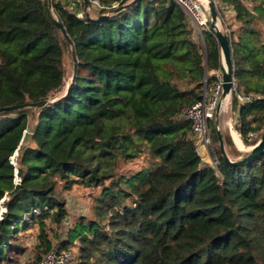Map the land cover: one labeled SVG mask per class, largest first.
<instances>
[{
    "label": "trees",
    "instance_id": "1",
    "mask_svg": "<svg viewBox=\"0 0 264 264\" xmlns=\"http://www.w3.org/2000/svg\"><path fill=\"white\" fill-rule=\"evenodd\" d=\"M92 2L89 20L79 1L80 17L60 0H0V108L49 102L0 114V264L30 250L33 227L32 264L63 250L67 264H264V153L227 164L213 117L217 164H202L186 117L222 65L209 24L198 35L171 0ZM215 5L235 83L218 125L236 161L248 152L224 123L256 133L248 146L264 132V0ZM75 187L90 207L67 222Z\"/></svg>",
    "mask_w": 264,
    "mask_h": 264
},
{
    "label": "built area",
    "instance_id": "2",
    "mask_svg": "<svg viewBox=\"0 0 264 264\" xmlns=\"http://www.w3.org/2000/svg\"><path fill=\"white\" fill-rule=\"evenodd\" d=\"M43 1V0H42ZM62 3L66 4L69 8L75 9L68 0H60ZM80 2V0H78ZM77 1V2H78ZM176 5L182 8L185 12L192 28L194 31L201 36L202 30L208 27V16H207V0H171ZM215 2V0H213ZM76 2V3H77ZM92 5L96 8L99 5L96 2H92ZM77 16L80 17V12H76ZM217 78V85L213 89L210 95L204 94L201 102L193 105L186 113V117L192 124L193 128V138L196 151L201 159L202 164H208L210 166H215L217 160L214 156L211 130L209 126V121L214 117L216 106L221 94V75L220 72L214 73ZM235 90V83L233 82V89ZM237 99L240 103H245L249 101L248 97L237 94ZM226 106V105H225ZM228 129L234 130L238 139L241 137L240 133L229 124ZM256 133H249L246 137V141L250 142L256 137ZM252 147V146H251ZM250 147V148H251ZM14 156L11 157V163H14ZM15 165V163H14ZM71 253L67 250L61 252L52 251L47 254L38 264H67L71 261Z\"/></svg>",
    "mask_w": 264,
    "mask_h": 264
},
{
    "label": "water",
    "instance_id": "3",
    "mask_svg": "<svg viewBox=\"0 0 264 264\" xmlns=\"http://www.w3.org/2000/svg\"><path fill=\"white\" fill-rule=\"evenodd\" d=\"M81 2V6L82 9L86 15V17L91 20L89 14H88V6H87V0H80ZM207 7H208V11H207V16H208V22H209V27L213 32L214 37L216 38L217 42H218V46L220 49V55H221V68H220V75H221V94L216 106V110H215V119H214V129H215V134H216V138H217V142L219 145V150L220 153L224 159V161L227 164L230 165H243L251 160H253L254 158L260 156L262 153H264V132H262V135L259 139V141L253 145L249 151L248 154L236 161H232L230 160V158L227 156L226 152H225V148H224V143H223V138H222V134L221 131L219 129V125H218V116L219 113L222 109V105L224 100H226V98H228L230 96V93L232 92L233 89V82H234V78H233V63H232V58H231V50H230V44H229V40L227 35L222 32L218 26V12L216 9V5L215 2L213 0H207ZM104 18V16H99L97 19H95L94 21L96 22H100L102 19ZM55 26L57 27V29L59 31L62 32V34L64 36H66L64 29L62 28L60 22H58L57 20H54ZM49 104V102L47 101H42V102H38V103H30V104H22V105H14V106H8V107H1L0 108V114L4 113V112H11V111H15V110H21V109H26V108H37V107H42ZM12 165L14 166L15 171L17 170L16 165H14V163H12Z\"/></svg>",
    "mask_w": 264,
    "mask_h": 264
},
{
    "label": "rangeland",
    "instance_id": "4",
    "mask_svg": "<svg viewBox=\"0 0 264 264\" xmlns=\"http://www.w3.org/2000/svg\"><path fill=\"white\" fill-rule=\"evenodd\" d=\"M73 6H75V4H77L76 2L78 0H68ZM94 10H98V8H96L95 6H92V8H88V12H90V14H94ZM75 12H79L78 8H75ZM226 16V19L228 20V15H225ZM218 26L220 28V30L222 31V28H221V19L219 18L218 16ZM208 28V27H207ZM228 98H226V100H224L223 102V105H222V108L225 107V105L228 103ZM237 120V119H235ZM234 120V122H235ZM231 120L228 119L225 123H224V127H225V130L226 132L229 134L233 144L236 146V148L239 150V151H242V152H248L250 147L252 145H247V141L244 140L242 137L239 138V140L241 141L242 143V146L243 148L240 149L237 144L235 143L234 141V136L237 137V135L235 134L234 130H229L228 129V125H227V122H230ZM232 122V121H231ZM233 122V123H234ZM90 191L87 190V189H83V188H78V187H75L74 189L71 190V192L69 194H67L65 196L66 200H67V208H68V211H69V215H68V218H67V222H70L71 219H75L77 218L78 216L80 215H84V214H87V211H88V208L90 207V199L88 198V193ZM36 233H37V227H33L32 229H30L29 231H27L25 233V245L28 249V251L24 252L18 262L16 264H32L34 262L33 260V252H32V247L36 244V239H35V236H36ZM64 236V235H63ZM52 237V243L55 245H57L58 241H59V233H53L51 235ZM57 249V248H55ZM73 254V253H72ZM73 256V255H72Z\"/></svg>",
    "mask_w": 264,
    "mask_h": 264
},
{
    "label": "bare ground",
    "instance_id": "5",
    "mask_svg": "<svg viewBox=\"0 0 264 264\" xmlns=\"http://www.w3.org/2000/svg\"><path fill=\"white\" fill-rule=\"evenodd\" d=\"M234 141H235V143L237 144V146H239L240 149L243 148V146H242V144H241V141L238 139V137H236V138L234 139Z\"/></svg>",
    "mask_w": 264,
    "mask_h": 264
},
{
    "label": "crops",
    "instance_id": "6",
    "mask_svg": "<svg viewBox=\"0 0 264 264\" xmlns=\"http://www.w3.org/2000/svg\"><path fill=\"white\" fill-rule=\"evenodd\" d=\"M235 119H237V118H235ZM236 121V120H235ZM229 124H231L232 125V127H233V122H227V125L229 126ZM236 138V136H234V139Z\"/></svg>",
    "mask_w": 264,
    "mask_h": 264
}]
</instances>
